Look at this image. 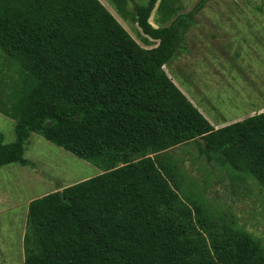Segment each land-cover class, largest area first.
<instances>
[{
  "label": "trees",
  "instance_id": "1",
  "mask_svg": "<svg viewBox=\"0 0 264 264\" xmlns=\"http://www.w3.org/2000/svg\"><path fill=\"white\" fill-rule=\"evenodd\" d=\"M112 2L137 39L99 0H0V58L17 73L0 81L14 121L0 167L32 166L35 133L103 170L28 203L23 263L264 264L255 236L178 193L171 150L190 142L264 193V111L213 125L165 70L204 2L174 19L167 0Z\"/></svg>",
  "mask_w": 264,
  "mask_h": 264
},
{
  "label": "rangeland",
  "instance_id": "2",
  "mask_svg": "<svg viewBox=\"0 0 264 264\" xmlns=\"http://www.w3.org/2000/svg\"><path fill=\"white\" fill-rule=\"evenodd\" d=\"M99 1L137 39L134 29L141 33L140 29L120 18L112 0ZM200 1L167 3L173 7L174 19ZM202 1L203 7L187 18L180 54L165 68L167 74L213 125L264 111V12L251 11L252 4L260 6L262 0ZM163 16H158L160 21ZM158 17L154 14L150 19L155 27ZM13 65L0 58V81L17 77ZM8 106L0 102V108ZM0 133L5 143L14 141V121L1 112ZM171 153V160L182 164L178 193L196 201L221 223L233 221L235 228L255 236L264 248V193L251 177L216 161L206 162L194 142L175 147ZM24 158L32 166L0 167V264H24L22 237L30 201L103 172L35 133L30 135Z\"/></svg>",
  "mask_w": 264,
  "mask_h": 264
},
{
  "label": "crops",
  "instance_id": "3",
  "mask_svg": "<svg viewBox=\"0 0 264 264\" xmlns=\"http://www.w3.org/2000/svg\"><path fill=\"white\" fill-rule=\"evenodd\" d=\"M235 120H237V119H235ZM235 120H233V121H235Z\"/></svg>",
  "mask_w": 264,
  "mask_h": 264
}]
</instances>
